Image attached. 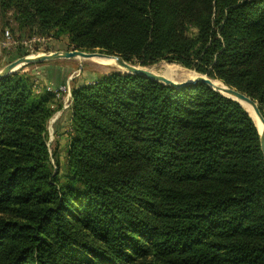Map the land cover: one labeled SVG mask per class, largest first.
Returning <instances> with one entry per match:
<instances>
[{
  "label": "trees",
  "instance_id": "16d2710c",
  "mask_svg": "<svg viewBox=\"0 0 264 264\" xmlns=\"http://www.w3.org/2000/svg\"><path fill=\"white\" fill-rule=\"evenodd\" d=\"M7 31L177 64L264 116V0H0ZM36 79L0 80V264H264V160L242 106L201 83H73L62 165L48 147L62 93Z\"/></svg>",
  "mask_w": 264,
  "mask_h": 264
},
{
  "label": "rangeland",
  "instance_id": "374dc122",
  "mask_svg": "<svg viewBox=\"0 0 264 264\" xmlns=\"http://www.w3.org/2000/svg\"><path fill=\"white\" fill-rule=\"evenodd\" d=\"M4 42L5 44L0 45V71H2L10 63L22 57L67 51L66 40L54 41L48 38L34 37L31 40H24L22 42H17L13 38L10 40L6 39ZM23 53L27 55L23 56ZM168 67L182 68V77L177 76L175 78L176 81L169 78L170 80L178 83L185 82V78L188 77V73L191 71L177 64H169L166 61H162L148 68H151L156 74L167 77L165 75V71ZM19 72L31 73L35 77H39L36 81L41 83V85L45 84L54 92L62 93V95H59V99L62 100V109L56 112L48 125V147L51 154H55L61 164L65 165L69 144V132L71 129V105L69 108L64 110L63 107L67 99L71 104L72 97H69V89L72 88L73 83L80 84V81L83 80L90 83L92 79L98 75H110L114 72L122 73V71H120L117 67L107 71L104 68L96 66L90 60L73 59L57 60L53 62L41 63V65L36 64L32 67H23L16 73ZM64 82H66V85H63Z\"/></svg>",
  "mask_w": 264,
  "mask_h": 264
},
{
  "label": "water",
  "instance_id": "95a60500",
  "mask_svg": "<svg viewBox=\"0 0 264 264\" xmlns=\"http://www.w3.org/2000/svg\"><path fill=\"white\" fill-rule=\"evenodd\" d=\"M95 57L113 59L117 67L121 69L122 74H130L134 76L147 78L154 82L160 83L164 86H169L176 89L201 83L209 86L211 89L220 93L222 96L237 102L243 108L244 106L242 105V103L249 105L253 110V116H251L245 108L244 109L247 111V113L254 121L257 130L259 132L260 147L264 160V116L259 108L258 102H256L246 94H243L236 89L226 86L222 82H220L221 85H216L215 84L216 80L210 79L207 76L199 75L196 72H194L196 75V78L194 80L178 83L162 75L155 74L151 72L148 68L127 63L126 61H124V59L118 56H109L101 53H86V52L74 50V51H58L53 53H46L36 56H27V57L19 58L16 61L7 65L0 72V80L10 77L11 75L15 74L17 71L22 69L23 67H27L29 65H36L45 62H53L57 60H73V59L89 60Z\"/></svg>",
  "mask_w": 264,
  "mask_h": 264
},
{
  "label": "bare ground",
  "instance_id": "6f19581e",
  "mask_svg": "<svg viewBox=\"0 0 264 264\" xmlns=\"http://www.w3.org/2000/svg\"><path fill=\"white\" fill-rule=\"evenodd\" d=\"M93 64H95L96 66H98V67H101V68H104V69H106L107 71H109V70H111L112 68H114V67H117V65H116V63H115V61L113 60V59H108V58H98V57H95V58H92V59H89ZM118 69H120L119 67H117ZM151 72H153V70L151 69V68H148ZM120 71H121V69H120ZM182 68H180V67H168L167 69H166V71H165V75L168 77V79L169 78H171V79H173L174 81H176L175 80V78L177 77V76H181L182 77ZM1 72V71H0ZM154 73V72H153ZM109 74V73H108ZM156 74V73H155ZM159 75V74H158ZM166 77V78H167ZM184 77V76H183ZM196 78V75H195V73L194 72H192V71H189V73H188V77H186L185 79L186 80H184L185 82L186 81H192V80H194ZM215 84L216 85H221V83L219 82V81H215ZM242 105L244 106V108L249 112V114L251 115V116H253V110H252V108L249 106V105H247V104H245V103H242ZM258 123V122H257ZM259 124V123H258Z\"/></svg>",
  "mask_w": 264,
  "mask_h": 264
},
{
  "label": "built area",
  "instance_id": "2783aa9c",
  "mask_svg": "<svg viewBox=\"0 0 264 264\" xmlns=\"http://www.w3.org/2000/svg\"><path fill=\"white\" fill-rule=\"evenodd\" d=\"M12 37H11V34L7 31L6 33H5V40L6 39H8V40H10ZM3 45V44H5V42H3V43H0V45ZM69 86V85H68ZM68 88H70V87H68ZM51 90V89H50ZM69 97H72V94H71V89H69ZM68 97V98H69ZM71 104H72V98H71ZM70 103H69V100L67 99L66 101H65V103H64V107H63V110L64 109H66V108H69V106L71 105Z\"/></svg>",
  "mask_w": 264,
  "mask_h": 264
}]
</instances>
